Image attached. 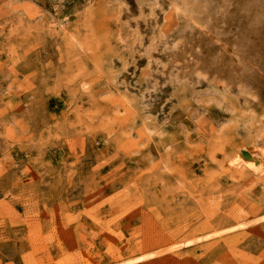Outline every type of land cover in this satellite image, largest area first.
<instances>
[{
  "label": "rangeland",
  "instance_id": "1",
  "mask_svg": "<svg viewBox=\"0 0 264 264\" xmlns=\"http://www.w3.org/2000/svg\"><path fill=\"white\" fill-rule=\"evenodd\" d=\"M187 14L0 0V264H264V0Z\"/></svg>",
  "mask_w": 264,
  "mask_h": 264
},
{
  "label": "bare ground",
  "instance_id": "2",
  "mask_svg": "<svg viewBox=\"0 0 264 264\" xmlns=\"http://www.w3.org/2000/svg\"><path fill=\"white\" fill-rule=\"evenodd\" d=\"M31 1V0H30ZM204 1L205 0H169V2H170V4H171V6L174 8V9H177V10H182V11H187L188 12V14H190V15H195V14H197V12H200V10L202 9V7H203V4H204ZM8 2V1H7ZM166 2V1H165ZM168 2V1H167ZM241 2V1H240ZM27 3H28V1H27ZM39 3V2H38ZM78 6V5H77ZM76 6V7H77ZM52 8V7H51ZM51 10V9H50ZM55 10H56V8H55ZM52 11H54V10H52ZM207 11H208V9H207ZM47 12V11H46ZM45 13V12H44ZM52 13V12H51ZM186 13V12H185ZM184 13V14H185ZM202 13V12H201ZM187 14V15H188ZM203 14V13H202ZM205 14V13H204ZM45 16V15H44ZM52 16V15H51ZM195 17V16H194ZM174 18V17H173ZM47 19V18H46ZM170 19V18H169ZM188 19V18H187ZM189 20V19H188ZM174 21V20H173ZM170 22V21H169ZM183 22V21H182ZM48 23H49V21H48ZM51 23V22H50ZM54 23V22H53ZM209 24H211V23H209ZM172 25V24H171ZM228 25V24H227ZM50 26H51V24H50ZM207 27V26H206ZM262 28V27H261ZM198 29V28H197ZM206 30V29H205ZM186 31V30H185ZM196 31V30H195ZM254 31H256V30H254ZM173 32H175V31H173ZM194 32V31H193ZM188 33V32H187ZM208 33H209V31H208ZM255 34V33H254ZM178 34H176L175 36H177ZM192 35H193V33H192ZM174 36V35H173ZM197 36V35H196ZM209 36H210V34H209ZM191 37V36H190ZM190 37L188 36V38L190 39ZM207 37V36H206ZM174 38V37H173ZM183 38H185V37H183ZM187 38V37H186ZM226 38V37H225ZM171 39V38H170ZM175 39V38H174ZM188 39V40H189ZM200 39V38H199ZM199 39H198V41H199ZM228 39V38H227ZM173 40V39H172ZM183 40V39H182ZM181 40V41H182ZM185 40V39H184ZM187 40V41H188ZM194 41H196L195 39H194ZM197 42V41H196ZM171 43V42H170ZM190 43H191V41H190ZM195 43V42H194ZM230 43V42H229ZM180 45H181V43H179ZM179 45V46H180ZM226 45V44H225ZM260 45V44H259ZM169 46H171V45H169ZM174 46V45H173ZM176 46V45H175ZM174 46V47H175ZM194 46V45H193ZM177 48H178V45H177ZM177 48H175V49H177ZM170 49V48H169ZM172 49V48H171ZM174 49V50H175ZM190 49V48H189ZM250 49V48H249ZM260 49H263V48H260ZM167 50V49H166ZM173 50V49H172ZM178 50V49H177ZM180 50V49H179ZM189 51V50H188ZM191 51V50H190ZM189 51V52H190ZM193 51V50H192ZM196 51H198V50H196ZM200 51V50H199ZM224 51V50H223ZM261 51V50H260ZM188 52V53H189ZM232 52V51H231ZM183 53V52H182ZM186 53V52H185ZM197 53V52H196ZM196 53H194L195 55H196ZM202 53V52H201ZM200 53V54H201ZM223 53V52H222ZM165 54V53H164ZM198 54V53H197ZM220 54V53H219ZM203 55V54H202ZM205 55V54H204ZM165 56H167V55H164V57ZM181 56V55H180ZM233 56V55H232ZM183 57V56H182ZM183 59V58H182ZM191 58H189V60H190ZM168 60V59H167ZM173 60V59H172ZM175 60V59H174ZM188 60V61H189ZM261 60V59H260ZM165 61V60H164ZM170 62H171V60H170ZM195 61H193V63H194ZM173 63V62H172ZM172 63H171V65H172ZM175 63V62H174ZM189 62H187V64H188ZM181 65L182 63H178V65ZM177 65V66H178ZM185 65V64H184ZM173 66V65H172ZM176 66V65H175ZM174 66V67H175ZM176 66V67H177ZM175 67V68H176ZM180 68V67H179ZM191 68V67H190ZM190 68H189V70H190ZM188 69V68H187ZM187 69H186V71H187ZM188 70V71H189ZM186 71H185V73H186ZM259 71V70H258ZM234 71H232V73H233ZM178 73H180L181 74V72L179 71H177V73H176V75L178 74ZM182 73H184V71L182 72ZM262 73V72H261ZM182 75L183 74H181V77H182ZM185 75H187V76H189V73L188 74H185ZM206 75H209V74H206ZM262 75H263V73H262ZM184 76V75H183ZM192 76H194V75H192ZM192 76H190V77H192ZM196 77V76H195ZM204 77H206V76H204ZM177 79L178 78H180V75H179V77H176ZM203 78V77H202ZM228 78V77H227ZM188 79V78H187ZM186 79V80H187ZM204 79V78H203ZM202 79V80H203ZM210 80H211V78H209ZM212 79H216V75H215V78H212ZM219 79V78H218ZM222 79V78H221ZM180 80V79H179ZM179 80H178V82H179ZM193 80V79H192ZM195 80L196 79H194V81L193 82H195ZM206 80H208V79H206ZM224 80H226V78H224ZM181 82H182V80H180ZM190 81H191V79H190ZM217 81V80H216ZM180 82V83H181ZM183 82H185V81H183ZM205 82V81H204ZM226 82V81H225ZM85 83V82H84ZM199 83H201V82H199ZM211 83V82H210ZM209 83V84H210ZM213 83V82H212ZM229 83V82H228ZM231 83V82H230ZM82 84V83H81ZM209 84H206V85H209ZM215 84V83H214ZM84 85V84H83ZM86 86H87V83L85 84ZM187 85V84H186ZM227 85V84H226ZM225 85V86H226ZM183 86V85H182ZM182 86H181V88H182ZM224 86V87H225ZM232 86V85H231ZM237 86V85H236ZM245 86V85H244ZM81 87V86H80ZM186 87V86H185ZM226 87H229V86H226ZM235 87V86H234ZM82 88V87H81ZM84 88V87H83ZM82 88V89H83ZM187 88V87H186ZM230 88V87H229ZM245 88V87H244ZM247 88V87H246ZM249 88V87H248ZM251 88V87H250ZM183 89V88H182ZM243 91H245L244 89H243ZM247 91H248V89H247ZM227 92V91H226ZM251 92V91H250ZM243 95V94H242ZM248 97V96H247ZM147 98V97H146ZM249 98V97H248ZM247 98V99H248ZM149 99V98H148ZM147 100V99H146ZM145 100V101H146ZM150 100V99H149ZM149 100H147L148 102H150ZM261 104V103H260ZM151 107V106H150ZM147 108V107H146ZM145 108V109H146ZM149 109V108H148ZM147 110V109H146ZM258 120V119H257ZM257 124V123H256ZM249 130V129H248ZM247 130V131H248ZM254 130V129H253ZM260 134V133H259ZM255 135V134H254ZM260 136V135H259ZM260 137H258V139H259ZM257 139V138H256ZM166 145V144H165ZM244 149V148H243ZM247 150V149H246ZM236 154V156L235 157H232V162H233V165L235 166V167H244L245 168V170H250V171H252V173H253V175H258V176H260V175H262V174H264V142L263 143H259V142H255L252 146H251V148L249 149V151H242V153H241V156L243 157V158H245V159H247V156H251L252 157V159H255L256 161H257V164H252L251 163V161L249 160V161H244V160H242L241 158H240V156H239V151H237V153H235ZM240 163V164H239ZM241 226H243V224L242 223H240V224H238V225H236V226H232V227H229L227 230L225 229V231H229V230H232V229H234V228H237V227H241ZM224 230H222L221 232H223ZM221 232H219V233H221ZM167 256L165 257L164 255H158V256H156L154 259H153V261L151 262V263H149V264H166L167 263ZM150 260H152V259H150ZM131 260H127V261H125V262H122V263H118V264H123V263H128V262H130Z\"/></svg>",
  "mask_w": 264,
  "mask_h": 264
}]
</instances>
